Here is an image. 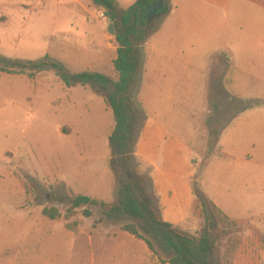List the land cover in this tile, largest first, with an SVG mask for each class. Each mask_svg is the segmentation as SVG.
I'll return each mask as SVG.
<instances>
[{
    "label": "rangeland",
    "instance_id": "374dc122",
    "mask_svg": "<svg viewBox=\"0 0 264 264\" xmlns=\"http://www.w3.org/2000/svg\"><path fill=\"white\" fill-rule=\"evenodd\" d=\"M235 3L227 27L264 26L256 18L258 9ZM71 4L0 0V56L8 62L48 56L72 72L98 71L117 79L109 18L95 11L98 31L112 44L102 39L107 47L99 62L95 45L53 30L65 15L62 6ZM161 19L151 17L157 29ZM205 21L218 25L212 15ZM178 71L155 90L154 82L144 85L142 65L135 92L144 112L149 111L146 102L151 107L156 142L168 152L156 157L155 148L139 143L140 136L136 153H148V160L161 161L166 170L170 165L176 177L156 180V167L138 156L136 170L147 178L163 218L178 229L193 234L204 226L196 192L236 222L234 232L219 243V264H264V76L250 88L257 99L232 100L216 73L203 74L199 62ZM114 124L100 94L89 86L66 87L53 69L34 78L0 72V264H95L94 257L96 264H147L138 243L123 240V251L112 253L115 244L101 240L105 234L129 233L105 219L100 207H92L91 217L84 216V208L67 215L69 200L78 194L106 203L117 200L119 183L110 168L108 143ZM173 202L182 203L178 211ZM46 207L58 209L60 216L50 219L43 214Z\"/></svg>",
    "mask_w": 264,
    "mask_h": 264
},
{
    "label": "trees",
    "instance_id": "16d2710c",
    "mask_svg": "<svg viewBox=\"0 0 264 264\" xmlns=\"http://www.w3.org/2000/svg\"><path fill=\"white\" fill-rule=\"evenodd\" d=\"M159 2L162 7L153 14ZM92 4L112 16L116 30L117 56L113 65L117 79L98 71L72 72L48 56L36 62H8L0 56V72L34 78L39 72L53 69L66 87L89 86L100 94L112 112L115 124L108 136L109 164L119 183L117 200L106 203L78 194L69 200L67 215L84 208V216L91 217L92 207L98 206L105 219L121 224L124 231L145 241L163 264H219L216 257L219 243L234 232L236 222L213 201L196 192L205 215L204 226L193 234L178 229L164 220L156 196L148 190L147 178L135 167L137 142L148 119L135 98L144 59L143 45L157 30L151 17L169 14L170 0H137L126 9L119 7L116 0H92ZM43 214L50 219L60 216L56 208L46 207Z\"/></svg>",
    "mask_w": 264,
    "mask_h": 264
},
{
    "label": "crops",
    "instance_id": "0c3cea01",
    "mask_svg": "<svg viewBox=\"0 0 264 264\" xmlns=\"http://www.w3.org/2000/svg\"><path fill=\"white\" fill-rule=\"evenodd\" d=\"M72 7L62 6L65 15L58 17L53 30L58 33H71L84 38L86 44L95 45V59L98 62L102 56L101 53L106 50L107 45H112L104 34L98 31L99 26L96 23L97 11L92 4V0H71ZM137 0H116L119 7L126 9L134 4ZM235 0H170L171 11L162 17L160 27L153 33L152 37L143 45L144 52V85L153 84V88L160 89L161 84L169 80L172 72L179 75V68L186 70L192 67V64L200 63L203 67V74L207 76L216 73L217 78L225 84L227 88L228 98L237 100L236 98H247L246 100H255L250 95L251 85L259 75L264 76V31L262 27L242 28L237 26L227 27L226 23L230 17V10ZM252 8L258 9L255 15L257 19L264 22V0H237L239 8H245L246 4ZM96 11V12H95ZM227 13V18L225 14ZM209 15L215 17L217 26H210L207 21ZM64 18V20H63ZM223 24H219V20ZM99 23V22H98ZM100 24V23H99ZM94 25V28L92 27ZM114 36H111L112 39ZM107 45H102L103 40ZM115 39V38H114ZM244 42V43H242ZM116 48V47H115ZM117 50V48H116ZM117 54L114 56L116 58ZM200 59V60H199ZM204 59V61L202 60ZM96 64V63H95ZM198 65V64H196ZM198 67V66H196ZM198 69V68H197ZM190 70V69H189ZM169 76V77H168ZM152 78L149 80V78ZM154 79V80H153ZM226 96V95H225ZM239 100V99H238ZM150 106L146 102L145 112L148 116L145 127L141 133L139 143L144 140L146 145L155 148V156L162 158L166 153L156 142L153 132L155 123V115L150 113ZM264 110V106L261 107ZM248 110L249 107H247ZM254 112H258L257 109ZM152 123V124H151ZM166 143V142H165ZM192 143L188 141V145ZM139 147V144H138ZM172 150L170 148L169 154ZM138 157L153 163L156 167V180L166 178L170 180L176 177V169L169 166V170L165 169L163 163L159 160L151 162L150 155L146 152L138 151ZM167 168V167H166ZM172 203V202H171ZM182 203L171 204L174 211L181 208ZM165 220V219H164ZM168 221V220H166ZM173 224L172 221H168ZM110 240L115 245L112 247L113 252L123 251L120 243L124 241H133L141 245L142 254L147 264H161L159 258L148 248L145 241L129 235H113L102 237L101 240ZM120 242V243H119ZM119 244V245H118ZM108 250V249H107ZM153 256L157 257L152 258ZM106 261V259L104 260ZM94 263H97L94 257Z\"/></svg>",
    "mask_w": 264,
    "mask_h": 264
},
{
    "label": "water",
    "instance_id": "95a60500",
    "mask_svg": "<svg viewBox=\"0 0 264 264\" xmlns=\"http://www.w3.org/2000/svg\"><path fill=\"white\" fill-rule=\"evenodd\" d=\"M158 7H162V2H159L158 3V6H154V11H153V14H156L157 13V8ZM109 17V20H110V24H109V32L113 35L116 34V30H115V25H114V22H113V19H112V16L111 15H108Z\"/></svg>",
    "mask_w": 264,
    "mask_h": 264
},
{
    "label": "built area",
    "instance_id": "2783aa9c",
    "mask_svg": "<svg viewBox=\"0 0 264 264\" xmlns=\"http://www.w3.org/2000/svg\"><path fill=\"white\" fill-rule=\"evenodd\" d=\"M98 15L102 18H104L105 20H107L109 17L107 15V13L104 10H100L98 11Z\"/></svg>",
    "mask_w": 264,
    "mask_h": 264
}]
</instances>
